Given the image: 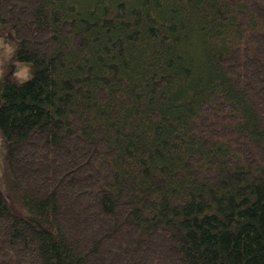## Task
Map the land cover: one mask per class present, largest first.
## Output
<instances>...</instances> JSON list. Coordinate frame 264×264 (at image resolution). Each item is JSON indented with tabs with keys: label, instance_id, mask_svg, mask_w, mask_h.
Wrapping results in <instances>:
<instances>
[{
	"label": "trees",
	"instance_id": "obj_1",
	"mask_svg": "<svg viewBox=\"0 0 264 264\" xmlns=\"http://www.w3.org/2000/svg\"><path fill=\"white\" fill-rule=\"evenodd\" d=\"M0 264H264V0H0Z\"/></svg>",
	"mask_w": 264,
	"mask_h": 264
},
{
	"label": "rangeland",
	"instance_id": "obj_2",
	"mask_svg": "<svg viewBox=\"0 0 264 264\" xmlns=\"http://www.w3.org/2000/svg\"><path fill=\"white\" fill-rule=\"evenodd\" d=\"M18 37L11 27L0 19V86L6 80L23 81L30 77L29 63L15 60L14 54ZM7 146L0 138V188L4 189L2 169L4 167Z\"/></svg>",
	"mask_w": 264,
	"mask_h": 264
}]
</instances>
